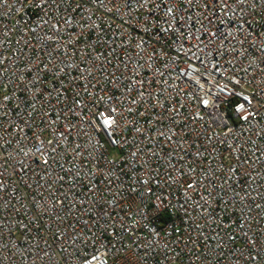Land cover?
I'll return each mask as SVG.
<instances>
[{
    "label": "built area",
    "instance_id": "built-area-1",
    "mask_svg": "<svg viewBox=\"0 0 264 264\" xmlns=\"http://www.w3.org/2000/svg\"><path fill=\"white\" fill-rule=\"evenodd\" d=\"M0 264H264V0H0Z\"/></svg>",
    "mask_w": 264,
    "mask_h": 264
}]
</instances>
